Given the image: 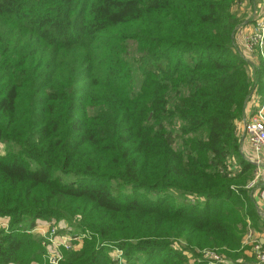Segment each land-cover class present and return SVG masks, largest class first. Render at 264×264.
I'll return each mask as SVG.
<instances>
[{
    "label": "trees",
    "instance_id": "16d2710c",
    "mask_svg": "<svg viewBox=\"0 0 264 264\" xmlns=\"http://www.w3.org/2000/svg\"><path fill=\"white\" fill-rule=\"evenodd\" d=\"M235 1L0 0V264L43 262L39 222L90 233L59 264H118L110 247L123 264L238 259L259 219L232 189L253 170L238 150L252 82Z\"/></svg>",
    "mask_w": 264,
    "mask_h": 264
},
{
    "label": "built area",
    "instance_id": "2783aa9c",
    "mask_svg": "<svg viewBox=\"0 0 264 264\" xmlns=\"http://www.w3.org/2000/svg\"><path fill=\"white\" fill-rule=\"evenodd\" d=\"M244 50L246 52L244 60L251 67V73L252 70L258 68L260 62L264 63V18L256 21L253 32L245 39ZM251 91L243 112L242 129L249 147L258 155L262 150L264 151V101L261 102L254 95L255 89L252 88ZM251 107H253L252 110H250ZM226 162L229 172L236 169L233 159L227 158ZM247 188L252 191L257 214L264 215V182L261 183V176L258 173L251 180ZM0 220H3L0 221V229L7 231L8 223L5 219ZM31 232H37L41 235L47 250L46 260L48 264H59L62 260L61 251L76 250L80 247L83 238L87 237L84 234H71L66 230L65 225L61 226L60 224H48L45 228L37 225ZM251 234L252 232L249 231L246 236H243L241 240L242 246L248 243ZM250 247L253 262L255 264H264V245L258 239H253L251 240ZM216 251L215 249L205 248L196 253L194 257L191 254H188V257L192 264H228L230 262L225 256ZM117 252L118 254H122L121 250Z\"/></svg>",
    "mask_w": 264,
    "mask_h": 264
},
{
    "label": "rangeland",
    "instance_id": "374dc122",
    "mask_svg": "<svg viewBox=\"0 0 264 264\" xmlns=\"http://www.w3.org/2000/svg\"><path fill=\"white\" fill-rule=\"evenodd\" d=\"M231 11L235 14V17L237 18V20H239L238 21V25H237V29L235 31V34H234V37H233V41H232L233 51L234 52L236 51V53L238 54V56L245 62L244 57L246 56V52L244 50V42H245V39L253 32V29H254V26L256 24V21H260V20H262L264 18V0H236L234 2L233 6L231 7ZM242 27L249 28V30L246 31L245 33H242L241 41H240V43H238L239 41L237 40L236 35H237V32H239ZM235 38H236V40L238 42L235 41ZM250 68L251 67L246 63V71H247V74H248L249 79L252 82L251 89L252 88L255 89V92H254L255 94L254 95L256 97H258L259 100H261L259 93L256 92V86H257V69L258 68L256 69L254 67L255 70H252L251 69L252 70L251 73H250ZM135 76L138 77V73H136ZM251 89H250L248 98L251 95V92H252ZM248 98H247V101H248ZM247 101H246V103H247ZM261 102H263V101H261ZM252 108L253 107H251L250 110H252ZM238 122H240V124H241L238 129L236 127V129H237V140H238V150H239V153L242 154V156L247 161L252 162L255 165H260L263 162V166H264V158L261 155H260V157H261L260 158L259 157V154L256 155L253 152V150L249 147V145H248V143H247V141L245 139L244 132H243V129H242V118ZM243 142H245L248 145V147L250 148V150L252 151L253 158H246L244 156V154L242 153V151H241V144ZM2 152H3V147L0 148V154H2ZM228 158L234 160V162L236 164V169L234 171H232V172H229L227 170V162H226V166H225L223 172L226 174L227 177L233 178L234 176H237L238 173H240L242 166H241V164L239 162L236 161L237 159L234 156V153L233 152L231 154H229ZM255 171H256V168L252 171L251 178L248 179V181L246 180V182L244 183V185H242L241 182H238L237 183L235 181H233V185H232L233 186L232 189H233V192H234L233 193V198H238L239 199V195L240 194H238V192L241 190V188L247 190L250 193V198H251V200L253 202L254 209H255V205H254L255 202H254V199H253V194H252V191L248 190L247 186L250 184L251 180L257 174V173L255 174ZM226 172H229V173H226ZM168 193L172 196V199L173 200L180 201L183 198V195H181V194L174 193V192H171V191H169ZM195 199L197 200V202H203L204 201L203 198H201V197H198V198H193L191 196H186L185 197L186 202L189 201L191 204L196 201ZM258 217L264 219V215H258ZM0 219H3V218H0ZM5 220L8 223V220L6 218H5ZM0 221H3V220H0ZM35 226H34V228H35ZM68 227H69V229H68L69 230V233H71V234H76V235H82V234H84L87 237L90 236V233L87 232V231L76 230V229L73 228L72 225H70ZM246 227H247V230L243 233V236H246L249 233V231L253 232L252 231V226L250 224V220L248 218L246 219ZM0 230H2L5 233H7L10 230L9 224H8V230L7 231H5L4 229H0ZM243 236L241 237L240 240H242ZM253 239H258V241L260 242L259 238H257L253 234H251V238L249 239L248 243L245 246L240 245V248H238L236 250V252H241L240 255H239V257H238V259L235 258V260H234L233 258L227 257V260H229V261H233L234 260V261L239 262L240 264H255L253 262V260L251 259V247H250L251 240H253ZM261 244L264 245V243H261ZM183 247H184V243L181 242L180 243V249H183ZM210 249H212V248H210ZM118 250L119 249H117L116 247H110V248H108L107 253L110 255V257L113 260H117L118 264H123L124 263V257H123L122 254H118V252H117ZM183 250H184V252H186L185 249H183ZM200 250H202V249H198L197 250V253ZM46 252H47V250H46ZM216 252L218 253V250ZM64 253L65 252L61 251L62 258L64 256ZM247 257L250 258V260H249L250 262H248V258ZM242 261H243V263H241ZM231 263L232 262H229L228 264H231ZM32 264H38V263H32ZM41 264H48L47 263V260H46V253L44 255V259H43V262Z\"/></svg>",
    "mask_w": 264,
    "mask_h": 264
},
{
    "label": "crops",
    "instance_id": "0c3cea01",
    "mask_svg": "<svg viewBox=\"0 0 264 264\" xmlns=\"http://www.w3.org/2000/svg\"><path fill=\"white\" fill-rule=\"evenodd\" d=\"M244 28L245 27H242L240 29V31L237 32L236 37H237V40L239 42L236 40V38H235V41L238 42V43H240V41H241L242 33H245L246 31L249 30V28H245V29ZM240 125H241L240 122L236 123L237 129L240 127ZM241 151H242V153L244 154V156L246 158H253V153H252V151L250 150V148L248 147V145L245 142H243L241 144ZM240 155L242 157V160H244L245 162H247V163H249V164H251L253 166V170L256 168L255 174L258 173L261 176V182H264V166H263V162L260 165H255L254 163L247 161L242 156V154H240ZM260 155L264 158V151L263 150L259 153V157H260ZM236 161L238 162V159ZM258 219H259L258 224L256 226L252 227V231H253L252 234L254 236H256L257 238H259L261 243H264V219L259 218V217H258ZM47 225L48 224H44L43 222L38 223V226L43 227V228H45ZM249 260H248V262H250Z\"/></svg>",
    "mask_w": 264,
    "mask_h": 264
}]
</instances>
